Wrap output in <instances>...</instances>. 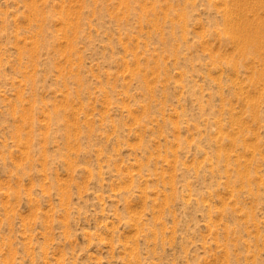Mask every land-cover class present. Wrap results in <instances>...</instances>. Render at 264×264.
Masks as SVG:
<instances>
[{"label":"rangeland","instance_id":"rangeland-1","mask_svg":"<svg viewBox=\"0 0 264 264\" xmlns=\"http://www.w3.org/2000/svg\"><path fill=\"white\" fill-rule=\"evenodd\" d=\"M0 264H264V0H0Z\"/></svg>","mask_w":264,"mask_h":264},{"label":"bare ground","instance_id":"bare-ground-1","mask_svg":"<svg viewBox=\"0 0 264 264\" xmlns=\"http://www.w3.org/2000/svg\"><path fill=\"white\" fill-rule=\"evenodd\" d=\"M243 2H244V1H243ZM262 2H263V1H262ZM248 3H249V2H248ZM258 3H259V2H258ZM260 3H261V2H260ZM250 4H251V3H250ZM253 4H254V3H253ZM247 6H248V5H247ZM240 7H241V6H240ZM240 7H239V8H240ZM249 8H250V7H249ZM239 11H240V10H239ZM240 18H241V17H240ZM254 35H255V34H254Z\"/></svg>","mask_w":264,"mask_h":264}]
</instances>
